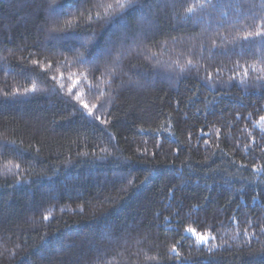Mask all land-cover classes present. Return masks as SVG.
<instances>
[{"label": "trees", "instance_id": "16d2710c", "mask_svg": "<svg viewBox=\"0 0 264 264\" xmlns=\"http://www.w3.org/2000/svg\"><path fill=\"white\" fill-rule=\"evenodd\" d=\"M49 3L0 0V264H264V0Z\"/></svg>", "mask_w": 264, "mask_h": 264}, {"label": "snow or ice", "instance_id": "6c2138e0", "mask_svg": "<svg viewBox=\"0 0 264 264\" xmlns=\"http://www.w3.org/2000/svg\"><path fill=\"white\" fill-rule=\"evenodd\" d=\"M212 0H207V3L211 4ZM129 3L131 4V0H129ZM48 8V11L52 12V13H56L58 11L59 8L62 7V5H59L57 3V0H50V3L46 5ZM123 7V5L121 6ZM201 7H203V5H201ZM194 9L193 7H189L187 9V12L189 14L193 13ZM150 19V17L148 18ZM119 21H117L118 23ZM76 34L73 33L70 36H62V37H58L57 39L61 40V47L69 50V51H74L75 48L74 46H72L69 42L73 39H75ZM257 38L261 39V43H264V18L261 17H257L256 20L254 21V30L249 32L244 39L245 40H256ZM80 47L85 48V51L88 52L89 56L94 55L95 53V48L92 51H89L85 44H81ZM105 52H107V49L104 50ZM103 53H101L102 55ZM78 59L80 60L81 63H90L89 60L85 59L83 55L79 56ZM97 59H99V56H97ZM33 63H36L35 61ZM95 66V71L99 72L100 68L98 65H94ZM134 67V66H133ZM93 75H95V72L93 73ZM117 79H119V77H117ZM260 79H264V78H260ZM52 80H56L55 76H52ZM240 83H243V81H240ZM260 87H264V83L260 84ZM27 91V90H26ZM33 91H35V86H33ZM98 93L93 90L92 91V95L96 96ZM5 95H7V93H5ZM68 103L70 105L71 108L75 109L76 112L80 113L81 118H87V117H91L93 122H99L100 124H105L107 123V121L102 118V116L100 115H93L92 109L89 108V105L87 103H84L81 100V96L79 94V92L77 91H72L70 90L69 92V100ZM93 107H96L95 105H93ZM100 108H103V105H100ZM84 110H87V117L84 116ZM251 115V113H249V116ZM260 121H264V116H260ZM205 143H207V141H205ZM259 146V145H258ZM247 147V146H246ZM0 149H3L5 151H7L8 149V144L7 142L0 144ZM262 151H264V148L261 149ZM19 167V166H17ZM253 167H257V166H253ZM264 167V166H261ZM257 170L259 171L260 168H257ZM177 191H179V187L177 188ZM172 200H175L176 197L172 196L171 197ZM253 199H255V197H253ZM169 207H171V205H169ZM175 207L178 209V211L176 212V215H180V212L183 211V208L181 207V203H176ZM193 208H195L196 211H199L200 209L196 206H192ZM159 215V214H157ZM45 219H47V217H45ZM197 222H200L199 220H197ZM187 231L192 232V229H188ZM247 231V230H245ZM261 231L264 232V227H261ZM199 241L201 242H205L209 239V237L204 236V235H199L198 236ZM214 239V237H213ZM173 252H176V248L173 247L172 249ZM211 251V250H210ZM177 258H179V254L177 253ZM186 259V258H185ZM60 264H66V262H60Z\"/></svg>", "mask_w": 264, "mask_h": 264}, {"label": "bare ground", "instance_id": "6f19581e", "mask_svg": "<svg viewBox=\"0 0 264 264\" xmlns=\"http://www.w3.org/2000/svg\"><path fill=\"white\" fill-rule=\"evenodd\" d=\"M227 84V83H226Z\"/></svg>", "mask_w": 264, "mask_h": 264}]
</instances>
